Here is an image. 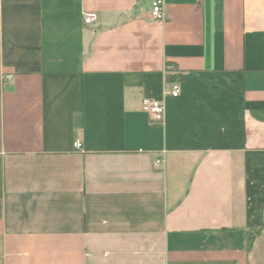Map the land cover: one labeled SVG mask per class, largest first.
<instances>
[{
  "label": "crops",
  "instance_id": "0c3cea01",
  "mask_svg": "<svg viewBox=\"0 0 264 264\" xmlns=\"http://www.w3.org/2000/svg\"><path fill=\"white\" fill-rule=\"evenodd\" d=\"M153 1H1L0 264H264V0Z\"/></svg>",
  "mask_w": 264,
  "mask_h": 264
},
{
  "label": "built area",
  "instance_id": "2783aa9c",
  "mask_svg": "<svg viewBox=\"0 0 264 264\" xmlns=\"http://www.w3.org/2000/svg\"><path fill=\"white\" fill-rule=\"evenodd\" d=\"M0 0V8H1ZM165 17V4L164 0H154L151 8V19L158 21L162 20ZM97 20V15L95 14H86L85 22L86 24H92ZM181 93L180 86L177 83H169L167 88V95H171L172 97H178ZM144 109L150 115L153 121L161 122L164 120L166 107L165 102L160 100H146L144 101ZM77 149L82 148V143L77 141L75 144ZM162 160H157L155 163L156 167H160L162 165Z\"/></svg>",
  "mask_w": 264,
  "mask_h": 264
},
{
  "label": "trees",
  "instance_id": "16d2710c",
  "mask_svg": "<svg viewBox=\"0 0 264 264\" xmlns=\"http://www.w3.org/2000/svg\"><path fill=\"white\" fill-rule=\"evenodd\" d=\"M169 80H171V79L169 78ZM259 233H260V231L257 230V231H255L254 233H250V234H249V237H248V244H249V247H251V245H252L254 239L259 235Z\"/></svg>",
  "mask_w": 264,
  "mask_h": 264
}]
</instances>
